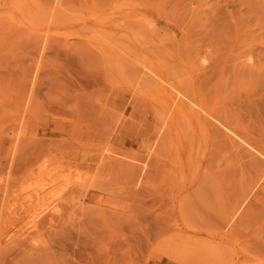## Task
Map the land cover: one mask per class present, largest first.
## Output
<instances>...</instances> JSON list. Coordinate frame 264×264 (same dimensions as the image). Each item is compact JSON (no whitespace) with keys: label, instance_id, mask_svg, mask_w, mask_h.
<instances>
[{"label":"rangeland","instance_id":"374dc122","mask_svg":"<svg viewBox=\"0 0 264 264\" xmlns=\"http://www.w3.org/2000/svg\"><path fill=\"white\" fill-rule=\"evenodd\" d=\"M44 183L0 264H264V0H0V220Z\"/></svg>","mask_w":264,"mask_h":264},{"label":"bare ground","instance_id":"6f19581e","mask_svg":"<svg viewBox=\"0 0 264 264\" xmlns=\"http://www.w3.org/2000/svg\"><path fill=\"white\" fill-rule=\"evenodd\" d=\"M57 169L58 168H54V169H49V170L43 171V173L47 172L46 173L47 176L50 174L49 178L45 179V180L50 181L49 182L50 184H53L54 181H57V179L61 177V176L59 177V175H62L60 170L58 169L59 170L58 171ZM52 171H54L53 174L51 173ZM57 171L60 174L57 173ZM54 173L56 174V176ZM57 174H59V175L57 176ZM79 182H81V181H79ZM46 184L44 183V184L39 185V186L37 185V187L34 186L32 193L29 194L28 196L20 197V195H17L15 198V203L11 204L7 208H5V209H7V212L4 213L5 215H3V217L5 216L6 218L9 219V221H5L4 218H3V220L5 222L3 220H0L1 222H4L3 225L0 224V251L2 249V246L4 245L3 243H9L10 244V243H13L16 241L18 243L22 242V241H20V239L24 240L25 237H28L30 234L29 231L36 230L38 228V226L40 225V219H41V216H42L44 210L36 212V210L33 207H34V202L42 199V194L45 190L44 187L47 186ZM176 247H174V250H176ZM178 248L179 247H177V250H178ZM177 250H176V252H177ZM177 259L178 258H175L174 260H177ZM174 262L176 263V261H174ZM177 263H178V260H177Z\"/></svg>","mask_w":264,"mask_h":264}]
</instances>
